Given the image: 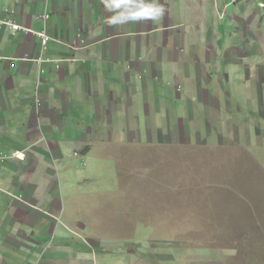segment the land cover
<instances>
[{"label": "crops", "instance_id": "crops-1", "mask_svg": "<svg viewBox=\"0 0 264 264\" xmlns=\"http://www.w3.org/2000/svg\"><path fill=\"white\" fill-rule=\"evenodd\" d=\"M251 2L236 1L242 13L259 15L260 7L255 0ZM209 3L0 0V16L22 27L18 32L0 29V229L10 230L6 236L0 231V264H15V252L34 258L45 252L37 234L24 229L40 232L48 223L58 224L53 211L42 212L40 205L50 206L52 186L62 184L57 163L67 170L65 181L70 173L75 175L67 165L66 152L99 159L94 160L93 173L112 163L114 173L121 176L120 185H137L134 180L148 179L153 166L143 169L141 162L132 161L130 170L124 151L116 156L111 151L116 146L138 144L124 131L138 111L158 112L173 101L165 95L180 88L199 97L201 105L188 111L217 109V100L211 95L223 94L219 85L229 75L221 69L227 70L228 60L219 53L220 40L219 48L207 43L206 29L212 22ZM226 8H230L228 4ZM45 12L51 15L46 24L38 19ZM44 33L51 38L46 49ZM79 35L86 41L85 47ZM236 88L234 100L240 105L245 89ZM227 107L231 110L233 105ZM223 115L224 111H218L212 117L170 122L171 135L166 139L161 135L164 148L156 153L138 151L144 154L140 158H165L168 153L176 157L198 149L241 145L235 140L236 133L233 139L223 136L233 132L234 122L232 119L227 126ZM212 118L216 126L209 125ZM214 128L228 132L211 136ZM106 158L111 160L107 163ZM34 263L28 260V264Z\"/></svg>", "mask_w": 264, "mask_h": 264}, {"label": "rangeland", "instance_id": "rangeland-1", "mask_svg": "<svg viewBox=\"0 0 264 264\" xmlns=\"http://www.w3.org/2000/svg\"><path fill=\"white\" fill-rule=\"evenodd\" d=\"M208 1L212 22L206 29L207 43L219 48L220 40L219 53L228 60L227 70L221 69L229 75L219 85L223 94L211 95L217 109L188 111L201 105L199 97L180 88L165 95L173 101L158 112L138 111L124 129L138 144L111 151L115 156L124 151L130 170L132 161L141 162L143 169L153 166L148 179L134 180L137 185H120L121 176L114 173L112 163L93 173L94 160L99 159L66 152L67 165L75 175L70 173L65 181L67 170L57 163L62 184L51 185L50 206L40 205L42 212L53 211L58 224L48 223L40 232L25 228L37 234L45 252L35 258L15 252V264H28L29 259L34 264H53L51 260L59 264H264V7L255 0L259 15L245 14L236 3L240 0ZM242 1L248 5L252 0ZM79 41L85 47L86 41ZM241 87L245 93L239 105L233 91H242ZM228 104L233 105L231 110ZM218 111H224L227 126L234 120L233 132L223 136L233 139L236 133L241 145L140 158L143 152L164 148L161 135L163 139L171 135L170 122L212 117ZM208 121L216 126V119ZM226 132L214 128L211 136ZM122 167L127 171L125 164ZM0 231L4 236L10 232Z\"/></svg>", "mask_w": 264, "mask_h": 264}, {"label": "built area", "instance_id": "built-area-1", "mask_svg": "<svg viewBox=\"0 0 264 264\" xmlns=\"http://www.w3.org/2000/svg\"><path fill=\"white\" fill-rule=\"evenodd\" d=\"M260 7H264V3H260ZM1 17L2 16H0V29H2L3 27H9L11 31L13 32H18L20 29H22L21 25L18 22L8 19V18H5V20H2ZM50 17H51L50 13L46 12L45 14L40 15L38 19L46 24L47 21L50 19ZM42 37H43V48L46 49L50 39L46 34H43ZM80 39H82L81 35L78 36V40ZM16 156L19 158H22L21 153H16Z\"/></svg>", "mask_w": 264, "mask_h": 264}, {"label": "bare ground", "instance_id": "bare-ground-1", "mask_svg": "<svg viewBox=\"0 0 264 264\" xmlns=\"http://www.w3.org/2000/svg\"><path fill=\"white\" fill-rule=\"evenodd\" d=\"M45 34V33H44ZM49 37V36H48ZM43 38V37H42ZM49 39H51L50 37H49ZM50 41V40H49Z\"/></svg>", "mask_w": 264, "mask_h": 264}]
</instances>
